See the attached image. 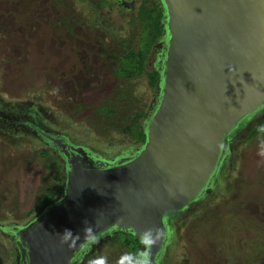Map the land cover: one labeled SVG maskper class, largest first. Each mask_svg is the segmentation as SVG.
I'll return each mask as SVG.
<instances>
[{
	"label": "rangeland",
	"instance_id": "374dc122",
	"mask_svg": "<svg viewBox=\"0 0 264 264\" xmlns=\"http://www.w3.org/2000/svg\"><path fill=\"white\" fill-rule=\"evenodd\" d=\"M156 1L165 16V5ZM79 2L0 0V192L9 197L0 202V264H20L14 239L5 233L7 218L25 227L30 218L23 204L33 207L36 194L52 186L42 151L50 156L53 149L13 121L24 118L115 158L135 150L124 129L139 112L149 111L154 96L145 75L124 79L117 73L119 56L128 45L137 47L142 23L127 21L134 10L125 8L124 18L114 7L107 23L101 10L92 14L96 6L81 8ZM163 29L166 43L164 18ZM247 134L237 136V154L216 185L173 218L178 221L171 256L163 264H264V131L252 140H245ZM119 229L104 236L81 264H108L115 257L116 264H125Z\"/></svg>",
	"mask_w": 264,
	"mask_h": 264
},
{
	"label": "water",
	"instance_id": "95a60500",
	"mask_svg": "<svg viewBox=\"0 0 264 264\" xmlns=\"http://www.w3.org/2000/svg\"><path fill=\"white\" fill-rule=\"evenodd\" d=\"M162 2L167 42L144 145L108 167L79 150L57 203L21 229L26 264H71L113 225L146 237L154 257L166 226L211 184L244 117L261 111L264 0Z\"/></svg>",
	"mask_w": 264,
	"mask_h": 264
},
{
	"label": "flooded vegetation",
	"instance_id": "af4514ba",
	"mask_svg": "<svg viewBox=\"0 0 264 264\" xmlns=\"http://www.w3.org/2000/svg\"><path fill=\"white\" fill-rule=\"evenodd\" d=\"M41 1V0H40ZM157 3L156 0H152ZM79 4H87L91 6H96L97 8L94 9L93 7L91 8V12L93 15L96 14L97 10H101L104 15L103 20L107 21L109 23V19H112L110 13L114 12L115 8L118 7L120 8L119 10V15L124 17V11L125 8L128 10H134L135 15L129 19L128 22L131 24H136L137 22H141L139 20L140 17V11L142 7H144L147 4V0H80ZM158 4V3H157ZM159 5V4H158ZM122 7V8H121ZM160 7V6H159ZM104 11V12H103ZM98 14V13H97ZM126 18V17H124ZM123 19V18H122ZM120 27V26H119ZM142 29V25H141ZM142 35L143 33L140 31V35L138 38V43L137 47L131 48V45H128L126 49L127 54L131 49L134 50H139V47L141 45L142 41ZM164 34L162 33L161 37L157 40V42L153 45L151 48L150 54L147 57L146 60V67L150 72H154L157 74L158 80H159V75L161 73V61H162V54L164 53V47H165V38L163 36ZM125 54H122L121 56H125ZM120 61V56L119 60ZM147 77V76H146ZM149 83V82H148ZM159 83V82H158ZM156 85L157 88V93H153V99L149 108V111L147 112L148 119L141 118V124H143L145 127L147 126L148 121L150 120V117L154 113L156 106L159 101V95H160V87L159 85ZM150 86V84H149ZM151 88V86H150ZM152 89V88H151ZM153 90V89H152ZM153 107V108H152ZM153 113H150L151 110H153ZM261 114H259L257 117H253L250 119V116H245L246 118L242 125L236 130L234 133L233 137L226 143V147H224V155H223V164L218 167V169L214 172V176L212 177V182L210 185L206 186L203 190V192L194 200L198 201L202 198V196L206 193L208 189H210L211 186H215L218 179H220L221 175H223L224 171L227 169L231 162V157L233 155H236L237 153L233 149L234 147V142L237 140V136L248 130V134L246 135L245 140H252L254 138H259L260 134L263 133L264 131V104L263 107L261 108ZM137 116L134 118L136 120ZM15 124L20 125L21 127L26 126L28 128L33 129L37 135H39L44 142L48 143L51 146V149H53L54 154L47 155L46 150L42 151L43 157L47 156V158L43 160H47L48 164H46V168L49 167L52 170L51 178H52V186H48L45 188V190H42L41 193H38L37 200H35L34 208L30 207L29 205L23 204L22 206V211L26 209V212L28 217L30 218L29 222L26 226H29L32 224L35 220H37L44 212H46L50 207H52L55 203H57L58 197L62 195L64 192L65 188V182L67 179V174L71 166H73L76 163H81L82 157L80 153V149H82L89 158L94 161L95 165L98 167H108L112 165L118 164L121 160L125 159V161L133 158L137 153H138V146H136V142L133 140V144L135 147V150L130 151L129 153L125 154H119L115 158L113 156H108L104 154H99L96 153L94 150L90 149L89 147L81 144H76L75 142L71 141L65 134L62 132H57V131H52L48 130L47 128H41L37 126L34 123H29L26 121L24 118L19 119L18 121H13ZM142 145H140L141 147ZM79 151V152H78ZM233 154V155H232ZM232 155V156H231ZM245 155H248L251 157V153H244L242 157L245 158ZM85 157V156H84ZM83 157V158H84ZM127 158V159H126ZM240 158V156H239ZM238 159V158H237ZM91 165V164H88ZM243 166V165H242ZM240 170V169H239ZM238 171V168L235 169V173L233 175H236V172ZM238 173V172H237ZM58 176L60 179H58ZM229 177V176H228ZM227 180H230L227 179ZM54 189V190H60L59 193L55 194L53 198H48L44 199V196L48 194L47 189ZM226 188L231 189L230 182L227 181L226 183ZM206 189V190H205ZM9 197L7 195H3L0 192V202L3 200L8 199ZM39 203H44L43 209L41 208V204L38 205ZM30 207V208H29ZM188 208L187 206L183 207L182 211L184 213H187ZM41 211V212H39ZM39 212V213H38ZM38 213V214H37ZM7 222L9 225L5 227L6 229V234H8L10 237H13V241L16 245L17 253H18V259L20 260V264H26L27 256L24 254V250L22 248V245L20 243V236H21V229L24 228V226H19L18 224H12L13 222L9 220L10 218H7ZM178 218L172 219L169 223L168 226H166L165 234L162 240V243L160 244V247L158 248L157 252L155 253L154 257L151 256L149 253V243L146 237H138V243H139V252L136 253L132 257V253L130 252L129 248L125 245H123L120 242L121 236L122 235H128V234H134L129 231L128 227H123V229H119L120 233H118V243L117 246L121 250H124V263L126 264H163L162 259L166 258L168 256H171L169 253L170 246L172 245V241L174 240V235L176 230H172L174 228V225L177 223ZM177 225H175L176 227ZM183 226V225H182ZM126 228V229H125ZM117 227L115 225L105 229L104 231H101L97 233L95 236H93L91 239H89L87 242L82 245V247L78 250L76 253L73 261L71 264H81L85 258V256L90 253L92 255L93 248H95V245L98 244V242L104 238L108 233L116 231ZM174 234V235H173ZM173 235V236H172ZM179 237V236H177ZM181 238V237H180ZM24 246V245H23ZM107 247V246H106ZM106 247L104 249H106ZM98 252H101L102 250H97ZM91 257V256H90ZM95 258V257H94ZM116 258V257H115ZM109 259L108 264H116L117 258L115 259ZM93 261V259H92ZM118 263H120L118 261ZM105 264V263H104Z\"/></svg>",
	"mask_w": 264,
	"mask_h": 264
},
{
	"label": "trees",
	"instance_id": "16d2710c",
	"mask_svg": "<svg viewBox=\"0 0 264 264\" xmlns=\"http://www.w3.org/2000/svg\"><path fill=\"white\" fill-rule=\"evenodd\" d=\"M140 12L139 20H141L140 23H142L141 32L143 33L141 45L138 51L131 49L125 56H120V67L117 73L124 79H134L145 75L147 76L151 88L157 93L156 85L159 80L156 73L150 72L147 69L146 60L150 54L151 48L164 32V14L159 5L152 0H147V4L142 7ZM99 110L105 111V108L99 107ZM109 111L112 113L113 110L109 108ZM136 116V120L133 119L129 125H126L124 130L125 132L131 133L133 140L138 146H143L147 139V126L145 127L141 124V118L146 117L148 119L147 112L142 110ZM58 179H60L59 176ZM59 191L60 190L51 188L47 189L48 194L44 196V199L53 198ZM244 223L245 226H248L246 220H244ZM138 241V237L135 234L122 235L120 239V242L129 248L132 257L140 251Z\"/></svg>",
	"mask_w": 264,
	"mask_h": 264
},
{
	"label": "clouds",
	"instance_id": "9594fccd",
	"mask_svg": "<svg viewBox=\"0 0 264 264\" xmlns=\"http://www.w3.org/2000/svg\"><path fill=\"white\" fill-rule=\"evenodd\" d=\"M66 231H68V234H69V235L71 234V233H70V230H66ZM64 239L67 240V239H68V236H67V235L64 236Z\"/></svg>",
	"mask_w": 264,
	"mask_h": 264
}]
</instances>
